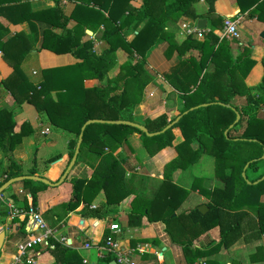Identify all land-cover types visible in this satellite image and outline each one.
<instances>
[{"label": "trees", "instance_id": "trees-1", "mask_svg": "<svg viewBox=\"0 0 264 264\" xmlns=\"http://www.w3.org/2000/svg\"><path fill=\"white\" fill-rule=\"evenodd\" d=\"M69 1L73 3V6L68 15L63 13L58 1L55 0L51 7L36 10L33 16L42 23H46V27L42 30L39 47L56 53L68 52L78 59V62L42 68L40 69L41 80L33 84L26 79L19 66L21 59L28 51V47L21 45L23 39L20 33L14 34L8 42H2L3 55L13 60V66L11 73L0 80V98L6 91L12 98L9 108L2 109L0 112V149L3 154L0 162V175L3 176L1 184L15 176L35 174L33 164L24 170L21 161L13 157L12 149L19 143L22 136L30 133L31 127L27 122L21 121L15 128L17 122L12 116L11 109L22 102L30 103L37 112L45 115L49 123L69 133L72 132V138L68 142L67 165L80 126L85 120L98 118L132 121L131 108L138 101L141 86L150 78L142 63L144 64V58L149 49L166 37L164 31L166 22L176 20L179 16L191 19L198 16L193 11V3L198 0H141L138 7L131 6L130 0ZM234 1L239 12H246L249 17L264 19L260 15L262 8L264 9V0ZM205 2L207 9L204 15L208 19V30L204 32V40L198 42L190 35L184 40L186 44L191 43L190 45L198 50L199 58L193 64V69L197 73L193 89L181 90L184 92L181 96L183 103L176 114H181L179 119L163 132L152 136H147L137 128L126 124L93 122L85 125L78 152L85 147L99 157L98 164L88 178L69 176L62 181L70 183L69 196L65 202L67 211L76 208L81 201L86 205L91 202L81 195L82 185L84 187L81 190H84L83 192L90 190L92 195L100 188L103 189L107 203L118 201L128 193L122 183L124 178L122 163L126 156L121 153V149H129L126 136L136 133L146 152L152 155L159 148L171 143V129L177 127L182 140L176 145L178 152L176 157L165 166L167 171H163V180L160 182L158 191L154 198L144 201L135 194L130 214L144 215L149 220H161L171 240L182 245L184 254L188 256L190 253L201 256L214 252L219 247L227 249L238 239L249 242L264 236V202L260 200L264 194V178L252 183L264 174V169L252 179L246 176V170L248 168L256 170L258 161H263L264 158L259 157L261 152L246 156L239 148V143H255L259 145L262 152L264 151V111L261 110L264 106V73L259 84L246 88L240 79L235 78L234 72L244 66L240 72V77H243L253 64V60L239 53L234 59L218 67L221 76L208 80L203 70L207 71L208 62L212 61L217 54L219 39L222 38L214 34L213 30L221 27L223 17L213 15L214 0H205ZM94 19H97V22ZM69 20L75 22L71 29L66 26ZM83 27L97 33L96 39L105 44L99 54L94 52L90 38L79 40L80 34H83ZM55 29L59 31L56 32ZM131 32H133L132 36L127 39ZM14 38L16 41L13 40ZM117 48L123 49L127 56L115 76L117 83L111 85L110 79L107 78V71L114 63V53ZM262 64L264 66V59ZM198 74H200L199 77ZM214 89L216 94L211 93ZM236 95L244 97L245 104L242 107H237L230 102V99ZM218 102L229 104V106L226 107ZM201 103L207 104L188 110ZM250 106L263 113L261 116L249 114L245 118L246 125L243 131L238 135H230L229 132L244 120L243 113L247 115L246 110ZM232 108L239 113V119L228 128L235 116ZM184 110L187 112L182 113ZM174 117L166 121L165 116L160 115L155 125L149 118H144V126L149 132L157 131ZM224 130H226L225 133ZM184 144L186 148L181 147ZM203 153L214 156L213 173L222 186L210 190L200 189L202 195L210 200L204 203L206 209L203 213L197 210V205L185 212L174 213L188 190L170 182V173L175 168H188ZM53 159L54 157L49 158L46 162L49 163ZM246 163L244 177H242L240 172ZM229 166H233V172L223 173V170ZM246 180L249 182L247 183ZM21 182L23 185H28L33 181L25 179ZM37 183L48 186L39 181ZM30 197L31 205L34 206L36 191L30 190ZM240 204L253 208L255 216L246 210H240L239 206H236ZM254 205L257 206L254 207ZM98 210L99 208L90 209L84 215L99 218L96 214ZM158 213L161 215H156ZM7 214L6 206L0 203V222ZM15 221L20 227H28V229L30 227L27 215L17 217ZM170 222H173L176 234L187 231L190 234L189 237H178L173 230L169 229ZM212 227H217L218 230V239L214 244L205 250L190 248L192 237ZM105 238L106 235L102 236L99 243L104 244ZM48 243L52 245L53 249L50 252L55 264H65V255H70L66 248L68 246L53 238H50ZM259 249L262 250L261 247ZM67 260L72 261L70 257H67ZM74 263L81 264L79 259Z\"/></svg>", "mask_w": 264, "mask_h": 264}, {"label": "crops", "instance_id": "crops-1", "mask_svg": "<svg viewBox=\"0 0 264 264\" xmlns=\"http://www.w3.org/2000/svg\"><path fill=\"white\" fill-rule=\"evenodd\" d=\"M57 1L63 13L68 15L71 12L73 3L69 0ZM54 3L55 0H0V80L11 73L13 66V60L3 55L2 42H8L16 33H20L23 39L21 45L28 47V51L21 59L19 66L26 79L33 84H37L41 80L40 69L64 66L79 61L68 52L56 53L39 47L42 30L46 27V23H42L41 20L33 16V12L51 7ZM140 3L141 0H130L133 7H138ZM206 9L207 3L205 0H198L193 3V11L198 15L195 19L179 16L176 20L166 22L164 26L166 37L160 39L150 48L144 58V70L150 78L141 86L138 101L131 108L130 117L132 121L144 125V118H149L155 125L158 122V116L164 115L165 120L168 121L180 111L183 103L181 96L184 94L181 90L193 89L192 86L197 77L193 64L199 58L198 50L192 47L191 43L186 44V41H184L187 35L181 32L180 24L191 20L196 21L198 18L203 19L204 28H201L200 34L190 35L198 42L203 41L204 32L208 30V19L204 15ZM213 15L221 17L235 15L233 18L237 19L239 36L238 38L219 39L215 58L208 62L207 71L203 70L206 72L208 80L219 77L218 67L221 64H225L228 60L238 56L239 53H243L253 60V64L243 77H240V72L244 69V66L235 70L234 76L236 79H240L246 88L256 86L261 82L264 73L262 64V59H264V19L249 17L246 12H239L234 0H214ZM260 15L264 18L263 8ZM74 25L75 22L69 20L66 26L71 29ZM47 26H49L48 23ZM220 28L213 30L217 36L220 33ZM87 30L90 32L89 34ZM54 31L58 32L59 29ZM77 32L80 33L79 28ZM82 32L83 34L79 36L80 41L86 39L89 35L96 36L97 34L86 27H83ZM132 33H129L128 36L131 37ZM128 36L127 39L130 38ZM13 40L16 41V38ZM100 43L97 40L96 47ZM114 54L115 62L107 71V78L109 79L118 73L119 66L127 56V53L120 49L116 50ZM211 93L216 94L217 92L214 89ZM236 98L244 99L243 96L238 95L232 99ZM11 102V95L6 91L4 96L0 98V112H2V109H8ZM11 113L17 122L15 128L18 127L21 121H25L32 130L29 134L22 136L16 147L12 149L13 157L21 161L24 170L33 164L35 168V174L33 175L43 177L50 182L56 181L66 166L68 142L72 138L71 133L63 131L66 134H62L55 131L54 135L48 127L36 128V132L39 133L45 130L43 136L47 135L44 137L50 139L48 141L55 143L57 139L54 137L60 135L63 137V142L59 152L45 158L46 161L54 157L46 168L36 166L35 155L30 158L32 164L29 166V164H25L27 161L25 154L30 149H33L34 153L38 150V145L32 144L34 142L30 136L35 129L32 128L34 124L36 125V114L39 113L27 102H22L11 109ZM171 133V143L159 148L152 155L146 152L136 133H130L126 136L129 149H121V153L126 156L125 161L122 163L124 167L122 183L128 193L118 201L107 203L105 192L100 188L95 192L94 199L87 205L81 201L76 208L67 211L65 202L70 192L68 181L48 185L47 190H42L45 196L41 197L40 203L37 202L36 196L34 207L45 224L53 230V239L61 242L60 240L65 238V245L68 246L66 248L70 253L69 256L65 255V264H75L74 262L78 259L81 264H109L113 261L114 256L107 251L104 244L99 243L100 238L104 235L116 238L124 247L129 248L132 260L137 264H210V262L212 264H264V243L262 242L264 236L249 242L238 239L227 249L219 247L216 251L201 256H196L193 253L188 256L184 254L182 245L171 240L170 234L161 220H149L144 215L130 214L132 199L135 194L142 201L154 198L160 187V182L163 180V171H167L166 164L176 157L178 153L176 145L181 142L182 135L177 127H173ZM80 153V158L77 159L76 157V163L73 164L65 178L68 176L88 178L98 164L99 157L86 148ZM2 156L0 149V162L3 159ZM211 158V155L203 153L189 168H175L171 171L170 182L184 190H188L174 213L185 212L198 204H202L203 198L206 199L200 191L204 188L200 183L205 180L210 181L213 178L212 165L209 173L203 174L200 171L205 162L211 160ZM189 171H194L193 175L190 176ZM1 177L3 176L0 175ZM38 185L35 181L28 185H23L21 181L14 182L0 193L2 199L0 203L6 206L7 212L8 206L23 209L27 205H31L30 190H33L32 188L37 189V191L40 190ZM261 198L264 201L263 195ZM91 206L99 208L96 211L99 218L84 215L87 211L93 209ZM15 220H17L16 216L7 214L0 222V226L5 232L0 247V264H10L16 254L17 243L25 240L26 236L29 235L28 227H20ZM110 223H116L118 230H110ZM172 223H169V229L175 233L174 224ZM179 233L175 234L178 237H189L190 235L187 231ZM217 239V227H212L196 237H192L190 248L194 249L196 247L205 250L214 244ZM84 243H88L89 247L85 248ZM259 247L262 248V252ZM52 249V245L49 247L37 245L22 257L30 258L31 262H18L16 264H55L54 257L50 252ZM67 257H70L72 261L67 260Z\"/></svg>", "mask_w": 264, "mask_h": 264}, {"label": "rangeland", "instance_id": "rangeland-1", "mask_svg": "<svg viewBox=\"0 0 264 264\" xmlns=\"http://www.w3.org/2000/svg\"><path fill=\"white\" fill-rule=\"evenodd\" d=\"M129 4H130V1H129ZM131 5V4H130ZM132 6V5H131ZM95 20V19H94ZM97 22V19L95 20ZM129 35V34H128ZM130 37V36H128ZM87 38H90V40H92L93 42V50L96 54H99V51L100 49H102L103 47H105V44L100 41V45L98 44V46L96 47V42H97V39L95 37V35L93 36H87ZM96 47V48H95ZM123 50L121 48H117L116 50ZM125 52V51H124ZM136 56V55H134ZM126 60V58H125ZM124 60V61H125ZM115 62V60H114ZM142 66L144 68V64L142 63ZM119 72V71H118ZM118 74V73H117ZM116 74V75H117ZM114 75L111 79H110V84L111 85H114L117 83L116 79H115V76ZM113 82V83H112ZM51 94L53 95V91H51ZM230 102L237 106V107H242V105L245 104V100L243 98L241 99H230ZM30 104V103H29ZM32 105V104H30ZM33 106V105H32ZM217 108H215L216 110ZM213 110V109H212ZM264 111V106H262V109ZM248 112L247 115H245V113H243L244 115V120H242L240 123H238L232 130L231 132H229L230 135H238L240 134L243 129L245 128V125H246V121H245V118L249 115V114H255L256 116H261V114L263 113L262 111L258 110L257 108H254L253 106H250L249 109L246 110ZM39 113V112H38ZM37 115H38V118H37ZM35 123L36 125L34 124V127L32 129H34L33 132H31V140L34 142L32 144H35L36 146L38 145V150L36 151V153H34V150L33 149H30L28 150L27 154H25V156L27 157V161L25 162V164H29V166L32 164V161L30 158H33V156L35 155L36 156V162H37V167L38 168H46L47 167V162L45 161V158L50 156V155H53L57 152L60 151L61 147H62V139L63 137L62 136H55L54 138L57 139V141L54 143L53 141H48L50 139L44 137V136H47V135H44L45 132H36V128L37 129H40L41 127H48L50 128V130L54 133L55 135V131L59 132V133H62V134H66L65 132L69 133L68 131H65V130H62L54 125H52L51 123L48 122V120L46 119L45 115H43V113H39V114H36V120H35ZM30 126V125H29ZM46 129V128H45ZM62 130V131H61ZM32 131V130H31ZM39 131V130H38ZM65 131V132H63ZM51 135V133H50ZM49 135V136H50ZM71 136H72V132H71ZM51 137V136H50ZM59 137H61L59 139ZM21 140V139H20ZM210 144V143H209ZM17 145V144H16ZM16 145L14 147H16ZM30 146H33V145H30ZM182 148H186L185 144L181 146ZM85 147H82L80 149V151H82ZM239 148H240V151L241 153H244V155L248 156V155H252V154H259L260 152V156L262 154V151L260 150V147L259 145L255 144V143H239ZM80 151L78 152V155H77V159L80 158ZM28 155V156H27ZM211 155V154H209ZM243 155V156H244ZM259 156V157H260ZM211 160L209 161H206L205 164H204V167L202 168V170L200 171L201 173L203 174H206V172H210V169H211V165H212V169L214 170V167H215V164H214V156L211 155ZM41 158V159H40ZM235 162V161H234ZM245 165V164H244ZM243 165V166H244ZM28 166V167H29ZM189 168V167H188ZM243 168V167H242ZM233 166H229L228 168L224 169L223 173L225 174H228L230 172H233ZM264 169V160L263 161H258L257 163V168L256 170H252L251 168H248L246 170V176L248 179H252L254 177H256L259 173H261V171ZM218 172L220 173V171L218 170ZM190 173V176L193 175L194 171H189ZM241 174V172H240ZM188 175V173H187ZM214 175V173H213ZM69 177V176H68ZM67 177V178H68ZM249 181V180H248ZM254 181V180H253ZM252 181V182H253ZM37 183V181H35ZM39 183H37L38 185ZM200 185H202L205 189H211V188H219L222 186V183L217 179V177L214 175L212 179H210V181L208 180H205L203 181L202 183H200ZM40 190L37 191V189L35 188H32L34 191H36V196H37V202H41V197L42 196H45L44 192L42 191L43 189L44 190H47L48 189V186H42L41 184L38 185ZM84 187V185L81 186V189ZM80 189V192H81V195H84L85 198L89 201H92L94 199V196H95V193L94 195H92L87 189V191L83 192L84 190H81ZM94 192V189L92 190ZM264 196V194H263ZM204 201H202V204H204L205 202H209L210 200L208 198L204 199ZM261 201L262 198H260ZM264 202V201H263ZM199 205V204H198ZM237 207L239 206L240 210H246L249 214H251L252 216H255V212H254V209L251 208V207H248L247 205H236ZM257 206V205H254V207ZM239 210V209H238ZM264 243V240L262 241ZM263 248V246H262ZM256 250V249H255Z\"/></svg>", "mask_w": 264, "mask_h": 264}, {"label": "built area", "instance_id": "built-area-1", "mask_svg": "<svg viewBox=\"0 0 264 264\" xmlns=\"http://www.w3.org/2000/svg\"><path fill=\"white\" fill-rule=\"evenodd\" d=\"M237 19L232 18L231 16H224L220 28V33L218 34L219 38H238V30H237ZM181 32L184 35H192L196 34L199 35L201 29L197 27L196 21L191 20L189 22H183L180 24ZM45 132L42 130L41 132ZM3 177L0 178V182ZM0 202L2 199L0 198ZM94 206H91L93 208ZM8 214L10 216H22L27 215L30 220V227H29V235L26 236L25 240L20 241L16 245V254L13 256L12 261L10 264L16 263H29L31 262L30 258H22L26 253L32 250L33 247L37 245H43L49 247L50 244L48 240L53 238V230L49 228L44 220L41 218L40 214L37 212L34 206L27 205L23 209L19 208H12L8 206ZM109 229L113 231L118 230V225L116 223H110ZM62 243L65 244V238L60 240ZM83 246L85 248L89 247L88 243H84ZM104 246L106 247L107 251L113 254L114 261L117 264H137L132 260L130 249L124 247L119 240L113 237H106L104 240Z\"/></svg>", "mask_w": 264, "mask_h": 264}, {"label": "water", "instance_id": "water-1", "mask_svg": "<svg viewBox=\"0 0 264 264\" xmlns=\"http://www.w3.org/2000/svg\"><path fill=\"white\" fill-rule=\"evenodd\" d=\"M196 25L198 28H204V20L201 18L196 19ZM87 33L89 34L90 32L87 30ZM220 103V102H218ZM207 103H201L199 105H195L193 107L188 108V110H191L193 108H196L198 106H205ZM223 104V103H220ZM224 106L228 107L229 104H223ZM233 109V108H232ZM234 110V109H233ZM187 110H184L182 113H186ZM234 119L232 121V123H230L228 125V128H230L233 124H235L237 122V120L239 119V113L237 111L234 110ZM181 116V114H178L174 117L173 120H171L170 122H168L164 127H162L160 130L157 131H153V132H149L147 131L146 127L143 124H139L136 123L134 121H128V120H123V119H98V118H90L87 119L83 122V124L80 126L76 141H75V145L71 154V157L66 165V167L64 168L63 172L61 173V175L58 177V179L54 182H50L47 179L37 176V175H33V174H22L19 176H15L12 178L7 179L6 181H4L2 184H0V193L10 184L17 182V181H22L25 179H29V180H33V181H39L42 182L44 184L47 185H56L61 183L64 178L66 177L68 171L71 169V167L73 166L77 153H78V149H79V145L82 139V131L85 127V125L89 124V123H93V122H105V123H111V124H126V125H130L133 126L135 128H137L138 130H140L141 132H143L144 134H146L147 136H152V135H156L158 133L163 132L165 129L169 128L173 123H175L179 117ZM226 132V130H224V133ZM260 158H264V151L262 152ZM247 163L243 166L242 170H241V176L244 177V170L246 167ZM264 178V174L262 176H260L259 178H257L256 180H254L252 183H256L259 180H262ZM246 182L248 183L249 181L246 180ZM197 210H199L200 212H204V210L206 209V206L204 204H199L196 206ZM5 236V232L4 230L1 228L0 226V247L2 245L3 242V238ZM109 264H115L114 260L111 261Z\"/></svg>", "mask_w": 264, "mask_h": 264}]
</instances>
